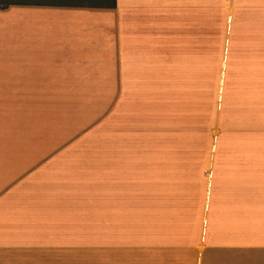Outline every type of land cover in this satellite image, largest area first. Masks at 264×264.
Listing matches in <instances>:
<instances>
[{"label": "crops", "instance_id": "0c3cea01", "mask_svg": "<svg viewBox=\"0 0 264 264\" xmlns=\"http://www.w3.org/2000/svg\"><path fill=\"white\" fill-rule=\"evenodd\" d=\"M108 4L0 7V103L25 104L0 136V264H264V46L245 32L262 49L234 63L226 33L219 116L183 141L207 32L185 17L205 2ZM139 225L153 242L127 254L4 253L91 251L110 246L91 232Z\"/></svg>", "mask_w": 264, "mask_h": 264}, {"label": "rangeland", "instance_id": "374dc122", "mask_svg": "<svg viewBox=\"0 0 264 264\" xmlns=\"http://www.w3.org/2000/svg\"><path fill=\"white\" fill-rule=\"evenodd\" d=\"M3 0H1L2 2ZM33 1V0H25ZM39 2H53V3H95V4H106L109 0H35ZM205 2V17H203L202 10L200 14L197 12L189 13L185 17L186 22L190 24V30H194L195 33L205 32L206 39L204 40L203 47L205 46V92L203 95V102L200 101V119H197V113H191V118L189 120V130L192 131L189 139L183 141H202L205 137H210L209 132H204L202 130L203 124L208 129L210 121L213 122L214 118L219 116L220 106L222 100H219V73L221 61L224 57V47L227 40L226 33L231 31L230 52L231 56L229 61L245 62V60L255 57V53H260L262 45L264 46V0H199V3L203 4ZM198 0H192V3H197ZM203 18L205 24L203 23ZM205 30V31H206ZM257 35L260 43L262 45L255 43L254 47L252 40L249 38L248 41H244V34ZM255 39V38H253ZM201 40V38H200ZM202 41V40H201ZM255 48V50L249 49ZM250 51V52H249ZM232 71H240L237 64L233 65ZM233 73V72H230ZM229 80H232L229 77ZM235 81V80H234ZM232 80V83H235ZM232 85V84H231ZM23 105L17 103H0V136L19 135L20 132L12 130L15 128L14 122H19L22 112ZM17 116V117H15ZM195 117V118H194ZM3 122V123H2ZM5 122L10 124V128L6 127ZM200 122V123H198ZM188 128L187 126H183ZM175 128H178L175 126ZM198 128L200 130H198ZM202 128V129H201ZM179 129V128H178ZM197 131L199 133H197ZM207 131V130H206ZM216 134L215 131H211ZM206 136H204L205 134ZM178 135L176 132L173 133L174 137ZM156 137L153 136V141ZM138 229H126L123 231L110 230L101 232H91L93 235L104 236L103 239H107L110 242L109 247H94L93 250L88 251L89 248L85 247H72V248H23L14 252H4V253H14L18 255L25 254H36V255H72V256H84L85 254L94 255H105V256H117L120 254H127L124 252H119V243H128L135 241H150L153 242V225L151 229H143L142 226H138ZM85 237L84 235H80ZM95 237V236H94ZM101 239V237H99ZM123 246V245H121ZM61 264H83L81 262L77 263H61Z\"/></svg>", "mask_w": 264, "mask_h": 264}, {"label": "trees", "instance_id": "16d2710c", "mask_svg": "<svg viewBox=\"0 0 264 264\" xmlns=\"http://www.w3.org/2000/svg\"><path fill=\"white\" fill-rule=\"evenodd\" d=\"M32 3L37 4V3H53V2H39V1H35V0H33V1H25V0H3L1 2V0H0V7L1 8H4V7H7L9 5L32 4ZM107 3H109L108 4L109 6H114L115 5V0H109ZM60 4H78V5H83V4H86V3H60ZM87 4H89L91 6L100 5V4H95V3H87Z\"/></svg>", "mask_w": 264, "mask_h": 264}]
</instances>
